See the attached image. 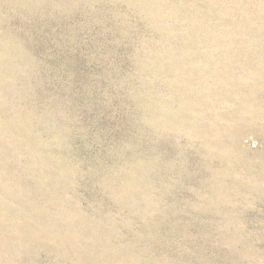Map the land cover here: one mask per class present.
<instances>
[{"label":"rangeland","instance_id":"1","mask_svg":"<svg viewBox=\"0 0 264 264\" xmlns=\"http://www.w3.org/2000/svg\"><path fill=\"white\" fill-rule=\"evenodd\" d=\"M0 264H264V0H0Z\"/></svg>","mask_w":264,"mask_h":264}]
</instances>
